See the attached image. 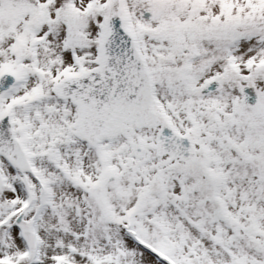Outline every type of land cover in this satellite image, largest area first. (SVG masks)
Instances as JSON below:
<instances>
[{"label":"snow or ice","instance_id":"1","mask_svg":"<svg viewBox=\"0 0 264 264\" xmlns=\"http://www.w3.org/2000/svg\"><path fill=\"white\" fill-rule=\"evenodd\" d=\"M0 264H264V0H0Z\"/></svg>","mask_w":264,"mask_h":264}]
</instances>
